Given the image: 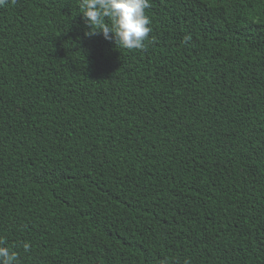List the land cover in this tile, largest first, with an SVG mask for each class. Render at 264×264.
<instances>
[{
	"label": "trees",
	"instance_id": "1",
	"mask_svg": "<svg viewBox=\"0 0 264 264\" xmlns=\"http://www.w3.org/2000/svg\"><path fill=\"white\" fill-rule=\"evenodd\" d=\"M149 3L133 50L86 36L81 0L0 7L19 264H264V0Z\"/></svg>",
	"mask_w": 264,
	"mask_h": 264
},
{
	"label": "clouds",
	"instance_id": "2",
	"mask_svg": "<svg viewBox=\"0 0 264 264\" xmlns=\"http://www.w3.org/2000/svg\"><path fill=\"white\" fill-rule=\"evenodd\" d=\"M8 2L9 0H0V7L6 6ZM80 7L89 28L86 36L102 33L105 40L114 41L116 46L128 50L145 47V41L151 32V20L145 13L150 7L149 0H81ZM22 247L28 251L31 245L24 242ZM0 264H19L17 252L5 246L2 238Z\"/></svg>",
	"mask_w": 264,
	"mask_h": 264
}]
</instances>
